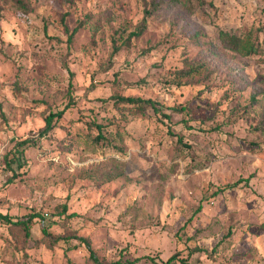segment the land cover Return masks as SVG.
<instances>
[{"label": "rangeland", "instance_id": "374dc122", "mask_svg": "<svg viewBox=\"0 0 264 264\" xmlns=\"http://www.w3.org/2000/svg\"><path fill=\"white\" fill-rule=\"evenodd\" d=\"M23 1L0 0V212L45 219L28 236L0 218V264H93L76 236L107 264H264V0ZM28 137L9 182L5 155Z\"/></svg>", "mask_w": 264, "mask_h": 264}, {"label": "trees", "instance_id": "16d2710c", "mask_svg": "<svg viewBox=\"0 0 264 264\" xmlns=\"http://www.w3.org/2000/svg\"><path fill=\"white\" fill-rule=\"evenodd\" d=\"M201 1V0H200ZM17 4L20 7H24L26 6L25 1L23 0H16ZM65 15L62 17V22L65 23ZM82 24H79L77 26L74 27V29L69 32L68 28H66V30L69 32V38H68V42L71 43L73 36L75 35V33L78 31V29L80 28ZM147 25L145 19L142 25V28L139 31H135L132 33V35H139L141 34V32L143 31V29L145 28V26ZM230 42L233 44L232 48L237 51L240 54L243 55H249L252 54L254 52H257L258 50V45L255 44L254 41L251 40V38H241L239 36H231L230 37ZM122 44H119L118 42H116L115 44V50H119V48L121 47ZM200 69H202V65H199L197 67L191 68L189 70V73L194 72V71H199ZM111 99L114 100L115 103H122V102H128L131 104H134L135 106L144 109V108H152L156 113H162L165 117L170 118L171 114L166 113L164 110L170 111V112H182L184 111V109L186 108H177V107H170V106H164L161 102L154 100L152 98H144V97H135V96H125V95H112ZM72 105H74V99L71 96L69 102L67 103V105L65 106V108H63L62 110H58L55 112H51L47 118H46V128L44 129V133H46L47 131L52 130L57 122L64 116L66 110L71 107ZM89 125L95 126V127H99L102 128V126L97 123L95 120H91L90 122H87ZM169 131H171V129L169 128ZM172 132V131H171ZM99 137H102L103 135L100 133ZM178 142L183 144V136L182 135H178ZM33 139L32 138H25L23 140H19L15 143V145L13 146V148L8 151V153L5 155V164L7 166V168L13 172V175L11 176V178L8 180L9 182L15 180L19 175H20V169L23 168V166L26 163V158H25V152L28 149V147H30L31 145H33ZM186 145V144H185ZM250 177H246V178H240V180H238L237 182H235L232 185L229 186H224V187H218V189L216 190L215 194H219L222 193L224 191H226V189L228 187H233L238 185L239 183H241L242 181H244L246 184H249V179ZM201 209V207L199 208ZM68 211V205L65 204L62 210V213H67ZM78 212H71L69 214V216L71 217H75L78 216ZM37 217H41L42 219H45V216L43 214L37 213V212H29V213H25L23 215L20 216V218L16 221L13 220V217L10 216L9 214H3L0 212V218L5 220L8 223H15L18 225H22L23 228L25 229L26 235H30V224L33 222V220ZM192 218H190L191 220ZM185 227V225L182 227V229ZM44 231H47V229L44 228ZM76 238H78L82 243H84L89 252H90V261L93 264H107L103 261H101L95 251L92 249L90 242L84 238V237H78L76 236ZM63 239L62 237H59L57 239L60 240ZM64 239L67 241L68 238L64 237ZM70 247V246H69ZM68 249V248H67ZM66 249V250H67ZM143 258H148V259H152V256H144ZM142 258L138 257L135 258L133 260L130 259H124L123 257H120L119 259H117L116 261H113L109 264H137ZM177 261H182L183 263H187L186 260H184L183 258H179L178 254L175 253L173 254L166 262L165 264H177ZM200 264V263H198Z\"/></svg>", "mask_w": 264, "mask_h": 264}]
</instances>
